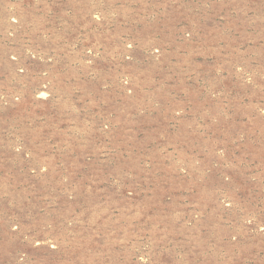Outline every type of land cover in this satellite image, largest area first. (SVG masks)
I'll return each mask as SVG.
<instances>
[{"label":"rangeland","instance_id":"obj_1","mask_svg":"<svg viewBox=\"0 0 264 264\" xmlns=\"http://www.w3.org/2000/svg\"><path fill=\"white\" fill-rule=\"evenodd\" d=\"M0 264H264V0H0Z\"/></svg>","mask_w":264,"mask_h":264}]
</instances>
